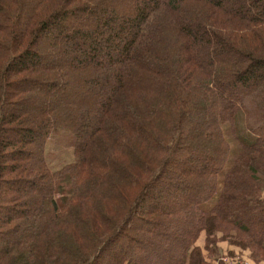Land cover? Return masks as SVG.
<instances>
[{"label": "trees", "instance_id": "trees-1", "mask_svg": "<svg viewBox=\"0 0 264 264\" xmlns=\"http://www.w3.org/2000/svg\"><path fill=\"white\" fill-rule=\"evenodd\" d=\"M122 2L0 0V264H264V0Z\"/></svg>", "mask_w": 264, "mask_h": 264}, {"label": "rangeland", "instance_id": "rangeland-1", "mask_svg": "<svg viewBox=\"0 0 264 264\" xmlns=\"http://www.w3.org/2000/svg\"><path fill=\"white\" fill-rule=\"evenodd\" d=\"M131 2H134V0H123L122 4H124V6H125V4H129ZM253 79H255V77H252L251 80H253ZM84 94L85 93L83 91L77 90L76 93H73L72 96L71 95L70 96L72 97L73 100H80V99L84 98ZM66 95L67 94H66L65 90L62 89L60 91H56L55 98H59V99L64 98V97L66 98L67 97ZM70 96H68V97H70ZM42 101H43V99H38L36 104L40 105ZM81 123H82V121L80 122V124ZM16 136H17V134H16ZM227 136L230 140L231 135L228 132H227ZM232 144L236 145L234 142ZM47 151L49 153L48 161H49L50 165L54 168L60 167L63 164L72 161L73 157H74L73 145L70 144L69 141H65L60 136L55 138V139L49 140L48 145H47ZM210 162H211V160L209 161L205 157L204 158L202 157L201 162H199V164L198 163H196V164L200 165L203 163H210ZM21 186L23 188H25V187H27V184L21 185ZM12 187L15 188V187H17V185H12ZM165 192H166V189L163 190L162 195H164ZM186 195H188V197H189V195L191 196V194L188 192V188L186 187L185 183L183 182V183H181V187H179L178 190L177 189L174 190V195H173V190H172V197L170 200L168 198L164 199L161 197H159V200L163 201L161 203V205H173L176 203H181ZM143 208H145V207H143ZM204 239H205V233L203 232L201 237L199 238L198 244L203 246L204 245ZM223 242H224L223 244H228L225 241H223ZM220 243L221 242H219L218 244H220ZM119 246H120V244H115L113 249L116 248L115 250L118 251ZM228 247L229 246H227V245L225 247H222L223 249L220 247L224 252L221 254L219 259H217V260L214 259V264H220L219 260L221 259V262H223L224 257H226V256H229V258H230L229 264H245V259H242L241 255L235 249H234L235 252H233V254H230ZM1 248H2V245L0 244V249ZM237 249L239 250V247ZM245 250H247V252H248L247 254H248L249 259L254 262L253 258L251 257V251L249 249H245ZM109 255L110 254L105 255V258L107 260L109 259ZM162 256H164V255H159V256H157V258L152 257L151 259L153 261L158 260V259H163ZM167 259L168 258H166V261H167ZM224 262H225V264H227L226 260Z\"/></svg>", "mask_w": 264, "mask_h": 264}, {"label": "crops", "instance_id": "crops-1", "mask_svg": "<svg viewBox=\"0 0 264 264\" xmlns=\"http://www.w3.org/2000/svg\"><path fill=\"white\" fill-rule=\"evenodd\" d=\"M224 242H221L219 245H220V247L222 248V247H225L226 245L227 246H229L228 244H223ZM227 243V242H226ZM229 248V250H232V251H237L240 255H241V258L242 259H245V264H256V263H254L252 260H250L249 259V257H248V252H247V250H241L240 248H239V250L237 249L238 247H235V246H229L228 247ZM223 249V248H222ZM235 249V250H234Z\"/></svg>", "mask_w": 264, "mask_h": 264}, {"label": "built area", "instance_id": "built-area-1", "mask_svg": "<svg viewBox=\"0 0 264 264\" xmlns=\"http://www.w3.org/2000/svg\"><path fill=\"white\" fill-rule=\"evenodd\" d=\"M229 259H230L229 256L224 257V261L226 260V261H227V264L230 263V260H229ZM224 263H225V262H224Z\"/></svg>", "mask_w": 264, "mask_h": 264}]
</instances>
